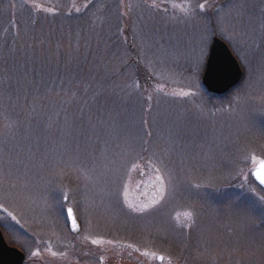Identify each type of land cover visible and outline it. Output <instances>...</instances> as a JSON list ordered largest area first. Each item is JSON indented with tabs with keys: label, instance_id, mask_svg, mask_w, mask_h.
I'll return each mask as SVG.
<instances>
[{
	"label": "rangeland",
	"instance_id": "obj_1",
	"mask_svg": "<svg viewBox=\"0 0 264 264\" xmlns=\"http://www.w3.org/2000/svg\"><path fill=\"white\" fill-rule=\"evenodd\" d=\"M214 38L243 71L221 98ZM262 161L264 0H0V229L25 264H264Z\"/></svg>",
	"mask_w": 264,
	"mask_h": 264
},
{
	"label": "water",
	"instance_id": "obj_2",
	"mask_svg": "<svg viewBox=\"0 0 264 264\" xmlns=\"http://www.w3.org/2000/svg\"><path fill=\"white\" fill-rule=\"evenodd\" d=\"M242 77L241 67L228 46L220 39L214 38L201 82L203 89L215 98L225 97L240 84ZM262 162L256 165L251 177L264 190V184H261L257 175V173L264 174ZM68 210L66 214L69 231L71 234H78L81 230L80 224L73 210L71 209V214ZM73 219H75V224H73ZM25 260L26 255L19 249L9 246L0 230V264H25Z\"/></svg>",
	"mask_w": 264,
	"mask_h": 264
},
{
	"label": "snow or ice",
	"instance_id": "obj_3",
	"mask_svg": "<svg viewBox=\"0 0 264 264\" xmlns=\"http://www.w3.org/2000/svg\"><path fill=\"white\" fill-rule=\"evenodd\" d=\"M210 6L211 5H209V7ZM151 7H155V5H151ZM197 8H199L200 10H204L205 9V4L204 3L198 4ZM206 46H207V38L205 37L202 40V45H201V49H200L201 57L204 54V49L206 48ZM137 87H138V85H137ZM182 95H188V93H182ZM148 100H151V97H148ZM141 147H143V146H141ZM159 162L161 163V168H156L155 169L158 173L161 172V169L164 167L163 161H159ZM262 164H264V162H262ZM257 175L260 178L261 184H264V174L257 173ZM158 179L161 182V193L163 194L166 191V185L164 184V177L163 176H158ZM161 199H163V195H162ZM260 199L264 200V197H261ZM148 207H149L148 205H145L143 208H136L135 210L138 211V212H141V211H143L144 209H146ZM68 212H69V214H71V209H69ZM73 224H75V219H73ZM93 243H96V242L93 241ZM33 255H39V252L33 253ZM53 255H55V253H53Z\"/></svg>",
	"mask_w": 264,
	"mask_h": 264
},
{
	"label": "flooded vegetation",
	"instance_id": "obj_4",
	"mask_svg": "<svg viewBox=\"0 0 264 264\" xmlns=\"http://www.w3.org/2000/svg\"><path fill=\"white\" fill-rule=\"evenodd\" d=\"M68 209H69V208L66 209V212H67ZM66 217H67V214H66ZM67 222H68V219H67ZM68 226H69V224H68ZM80 227H81V226H80ZM68 229H69V228H68ZM80 231H81V230H80ZM79 233H80V232H79ZM79 233H78V234H79ZM78 234H72V235H73V236H76V235H78Z\"/></svg>",
	"mask_w": 264,
	"mask_h": 264
}]
</instances>
